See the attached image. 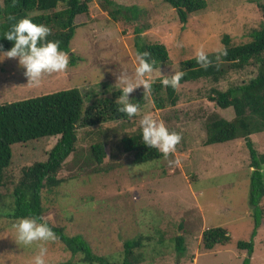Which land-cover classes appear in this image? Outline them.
Returning a JSON list of instances; mask_svg holds the SVG:
<instances>
[{
	"label": "rangeland",
	"instance_id": "obj_1",
	"mask_svg": "<svg viewBox=\"0 0 264 264\" xmlns=\"http://www.w3.org/2000/svg\"><path fill=\"white\" fill-rule=\"evenodd\" d=\"M126 7L136 6V21H114L91 0L88 14L76 17L78 24L70 52L76 65L66 71L46 74L38 86L28 83L18 59L0 62V104L36 97L76 87L84 97L86 120L116 104L117 78L134 74L136 65L135 28H142L140 42L160 43L168 52V64L148 74L158 82L181 70V62L195 57L199 49L216 53L222 38L232 44L250 40V32L264 22V0H206V8L179 21L175 10L163 0H113ZM217 54V53H216ZM251 60L240 70H230L218 82L199 79L180 84L174 107L158 109L143 86L130 94L140 105L135 117L101 121L93 126L77 125L75 151L63 162L57 177L63 182L51 192H42L43 219L63 226L69 236L81 235L97 256L111 262L122 259L123 242L144 238L141 264H264V218L253 238L254 252L249 258L236 247L238 240L249 241L253 219L248 205L250 174L249 152L243 138L205 145V120L218 114L233 118L231 108L221 109L209 99L211 89L227 90L248 82L257 73ZM165 98V91H161ZM111 109V108H109ZM110 110L106 111L108 115ZM150 114L162 120L170 131L182 135L176 152L168 159L134 164L133 154L123 151L121 140L140 131L139 120ZM58 137H44L12 145V162L2 188L3 203H11L12 192L23 167L45 161ZM254 148L264 153V132L250 135ZM104 143L106 156L100 164L91 162L90 146ZM179 160V163L174 161ZM169 161H173L170 163ZM133 169L136 171L133 172ZM264 181V165L262 166ZM260 206L264 208V197ZM0 212V264H33L39 248L19 246L12 225ZM223 227L230 242L210 251L201 248V234L211 227ZM181 234L186 252L178 255L174 238ZM47 264H83L82 255L67 251L58 240L45 242ZM97 264V263H96Z\"/></svg>",
	"mask_w": 264,
	"mask_h": 264
},
{
	"label": "trees",
	"instance_id": "obj_2",
	"mask_svg": "<svg viewBox=\"0 0 264 264\" xmlns=\"http://www.w3.org/2000/svg\"><path fill=\"white\" fill-rule=\"evenodd\" d=\"M171 6L179 19L185 24L188 16L206 8V0H163ZM91 0H0V51H6L13 46L12 41L3 37L10 27L19 19L30 17L35 23H43L51 29L50 40L60 41L61 50L69 54V64L76 65L79 58L70 52L71 41L74 38L78 24L75 19L80 14H88ZM100 6L107 11L114 21H136L139 17L136 6L126 7L113 0H101ZM264 13V5L262 6ZM10 17L14 19H10ZM142 28H135L137 34L135 52H147V59L154 61V69L168 64L167 49L160 43L140 42ZM223 48L227 55L219 56L209 53L210 65L201 67L196 56L181 62V70L185 73L181 83L194 82L199 79H210L213 82L221 80L230 70H240L254 60L258 65L256 75L248 82L221 91L211 89L209 99L221 109L231 108L233 118L228 120L218 114L209 115L205 120V145L225 143L240 138L245 140L249 152L250 174L248 205L253 219V231L249 241L238 240L236 247L245 250L249 258L254 252L253 238L264 218V208L260 206L264 197V181L262 166L264 153H259L250 140V135L264 132V22L250 32V40L240 44H232L228 35L222 38ZM171 76V75H170ZM159 78L152 84L150 94L156 108L174 107L178 101L177 89L165 87ZM165 91V98L161 91ZM119 96L120 91L113 93ZM98 112L95 120H86L84 97L76 87L57 90L52 93L30 97L23 100L0 104V212L5 211L8 219L18 220L21 217H43L45 208L42 203V192H51L59 187L63 180L58 178L65 159L75 151L77 142V125L81 122L93 126L101 121L122 120L127 116L117 111V104H110ZM58 137L49 150L45 161H36L23 167L21 176L12 192L11 203H3L2 188L5 185V175L12 162V145L27 143L40 138ZM123 151L133 154L134 164H144L158 161L162 154L155 148H148L142 143L141 131L123 137ZM106 156L105 144L95 143L90 146V161L100 164ZM46 221V220H45ZM55 233V239L72 254H81L83 264H141L144 261L142 249L144 238L139 236L123 242L122 259L111 262L105 256L93 253L88 242L81 235L69 236L63 226H55L46 221ZM228 232L220 226L211 227L201 234V248L210 251L216 246H224L230 242ZM174 249L178 255L186 252L185 240L181 234L174 238ZM181 264V263H174ZM242 264H250L249 259Z\"/></svg>",
	"mask_w": 264,
	"mask_h": 264
},
{
	"label": "clouds",
	"instance_id": "obj_3",
	"mask_svg": "<svg viewBox=\"0 0 264 264\" xmlns=\"http://www.w3.org/2000/svg\"><path fill=\"white\" fill-rule=\"evenodd\" d=\"M10 19H14L10 17ZM51 29L43 23H35L32 18L24 17L16 21L3 37L12 41L13 46L0 51V62L5 58L18 59L19 65L25 70L28 83L38 86L42 77L46 74L61 73L69 66V54L60 48V41L50 40L48 37ZM217 58L227 55L226 49H216ZM147 52L136 54L134 74L121 73L117 78L120 91L116 99L117 111L128 118L140 113V105L133 103L130 94L135 89L143 86L144 93H150L154 81L148 79V74L154 70V61L150 62ZM197 63L207 68L211 61L209 54L203 48L196 53ZM185 73L174 71L171 76H165L161 83L165 87L176 90L179 88ZM142 143L148 148H155L165 159L176 152V146L180 143L182 135L176 131H170L162 120L155 119L150 114H144L139 120ZM173 163V161H169ZM179 163V160L174 161ZM136 170L133 169V172ZM15 230V241L19 246L31 247L36 244L39 252L34 257L33 264H47L45 259L47 248L45 242L55 240V233L43 217H21L12 225Z\"/></svg>",
	"mask_w": 264,
	"mask_h": 264
}]
</instances>
